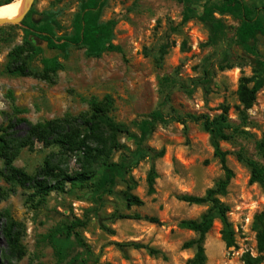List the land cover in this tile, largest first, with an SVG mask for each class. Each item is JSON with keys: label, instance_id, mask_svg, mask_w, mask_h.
Returning <instances> with one entry per match:
<instances>
[{"label": "rangeland", "instance_id": "obj_1", "mask_svg": "<svg viewBox=\"0 0 264 264\" xmlns=\"http://www.w3.org/2000/svg\"><path fill=\"white\" fill-rule=\"evenodd\" d=\"M79 1L35 0L28 23H50L57 37H67ZM218 2L192 0L185 7L178 0H108L103 19L116 22L114 44L123 53L89 58L83 49L73 48L68 58L62 59L64 68L54 82L7 73L10 54L23 46L25 27L0 26V127L7 125L6 119L36 124L91 114V103L96 101L114 122L140 137L142 122L152 120L150 115L156 111L163 113L143 145L165 151L155 161L158 179L153 194L147 184L151 160L125 135L118 140L125 147L129 172L118 179L113 193L98 192L94 184L85 183L74 189L68 186L65 193L52 192L38 202L39 198L31 197L33 190L0 178V193L7 195L0 202V213L8 212L24 227L22 244L27 255L16 264H187L194 251L184 250L183 245L196 235L179 224L198 219L207 207L188 205L179 197L203 196L223 176L209 135L188 116L213 118L223 107L229 108L233 125L246 132L222 143L235 173L221 200L230 208L236 246L226 248L222 225L216 221L206 237L207 264H245L249 257H260L252 223L255 215L264 212V189L250 182V170L238 161L237 153L243 152L264 168V157L256 146L264 137V72L252 63L264 61V35L253 48L241 44L236 30L243 18L236 13L222 17L228 29L215 44H209V28L201 17L207 6ZM244 2L249 17L264 24V0ZM186 10L191 20L182 24ZM30 42L43 50L30 62L40 70L41 59L55 53L35 37H30ZM26 56L30 57V52ZM243 79L250 81V90L257 80H263L256 100L246 110L245 122L236 110L239 106L243 109L238 98ZM53 150L37 143L24 149L15 165L34 175ZM121 153L114 155V162H120ZM3 167L0 160V170ZM124 179L132 181V193L143 206H127ZM136 216L141 219L121 218ZM131 243L149 246L159 254L119 246ZM5 248L0 234V250ZM261 257L264 259V254Z\"/></svg>", "mask_w": 264, "mask_h": 264}, {"label": "trees", "instance_id": "obj_2", "mask_svg": "<svg viewBox=\"0 0 264 264\" xmlns=\"http://www.w3.org/2000/svg\"><path fill=\"white\" fill-rule=\"evenodd\" d=\"M178 1L187 7L192 0ZM218 1L214 5L207 6L201 17V21L209 28L208 43L215 44L221 34L228 29L222 17L238 13L243 20L236 30V37L244 46L255 47L259 36L264 35V24L249 17L250 11L244 0ZM14 2L15 0H1L0 6ZM107 3L108 0H80L72 21L71 33L67 37H57L50 23L38 26L29 24L31 10L22 22L25 27L23 46L16 47L10 54L6 66L7 73L54 82L55 75L64 68L62 59L68 58L69 51L73 48L83 49L89 58H100L109 52L122 54L123 50L114 44L116 22L103 19ZM190 20L191 15L186 10L182 24ZM30 37L45 42L48 50L55 53L53 57L41 59L40 70L32 68L30 62L34 57L40 56L43 50L35 47L30 42ZM26 52H30L31 56L25 57ZM252 63L264 72V61L253 60ZM248 82L250 81L247 79L241 80L238 89V98L243 109L239 106L236 110L243 122L247 119L246 110L256 100V94L263 86V80H257L250 90ZM91 108V114L67 116L36 124L27 119H6L7 125L0 127V160L4 163L3 169L0 170V178L15 187L33 190L31 197L39 198L38 202L44 201L52 192L65 193L68 186L74 189L83 187L85 183L94 184L98 192L104 190L107 193H113L118 179L125 178L129 172V161L123 153L125 147L118 140L120 135H125L134 139L138 149L142 148L144 154L150 158L151 167L147 175L148 192L155 193L158 179L155 161L162 158L165 151L162 149L157 152L143 145L154 124L163 119V113L156 111L150 115L152 120H144L140 126L141 135L137 137L126 126L114 122L98 102L93 101ZM188 118L200 123L209 135L214 157L219 161L223 171L222 178L203 196L182 195L179 197L180 201L188 205L207 207L198 219L183 220L179 224L181 229L196 235L195 239L183 245L184 250L194 251L193 258L189 259L187 264H207L206 237L216 221L222 225L221 237L226 248L231 249L236 246V233L229 219L230 208L221 200L227 194L235 173L229 167V153L223 149L222 143L230 142L237 135L246 132L240 131L233 125L228 107H223L222 113L213 118L208 115L188 116ZM21 126H24V129H21ZM37 143L54 150L46 156L37 172L30 175L24 169L17 167L15 162L24 149L32 148ZM256 146L259 154L264 157V137L257 142ZM118 152H122L121 160L116 163L113 157ZM74 157H76L75 168H72L71 163ZM237 159L250 170V182L264 189V168L243 152L237 153ZM100 170L102 171L99 173ZM124 182L127 187L125 194L127 206H143L142 200L132 193V181L124 179ZM6 198L7 195L0 193V202ZM121 218L141 219L139 216ZM150 220L156 222L155 219ZM252 230L256 234L257 253L260 257H249L245 264H263L264 259L261 256L264 254V212L254 216ZM0 234L6 242V248L0 250V264H16L25 258L27 252L22 244L23 224L14 220L8 212L0 213ZM119 246L122 250L124 247H133L147 250L154 256L159 254L155 249L142 244L131 243Z\"/></svg>", "mask_w": 264, "mask_h": 264}, {"label": "bare ground", "instance_id": "obj_3", "mask_svg": "<svg viewBox=\"0 0 264 264\" xmlns=\"http://www.w3.org/2000/svg\"><path fill=\"white\" fill-rule=\"evenodd\" d=\"M29 6V0H16L14 3L0 6V19H16Z\"/></svg>", "mask_w": 264, "mask_h": 264}, {"label": "water", "instance_id": "obj_4", "mask_svg": "<svg viewBox=\"0 0 264 264\" xmlns=\"http://www.w3.org/2000/svg\"><path fill=\"white\" fill-rule=\"evenodd\" d=\"M34 2H35V0H29L28 8L25 10V12L20 17H18L16 19H0V26H4V25H22L23 20L25 19V17L28 15L30 10L32 9V7L34 5Z\"/></svg>", "mask_w": 264, "mask_h": 264}]
</instances>
